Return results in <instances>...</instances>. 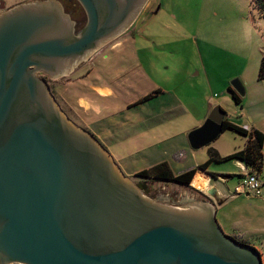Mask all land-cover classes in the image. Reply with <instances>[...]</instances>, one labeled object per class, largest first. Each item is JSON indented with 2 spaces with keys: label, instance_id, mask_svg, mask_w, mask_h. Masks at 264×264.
I'll list each match as a JSON object with an SVG mask.
<instances>
[{
  "label": "water",
  "instance_id": "obj_1",
  "mask_svg": "<svg viewBox=\"0 0 264 264\" xmlns=\"http://www.w3.org/2000/svg\"><path fill=\"white\" fill-rule=\"evenodd\" d=\"M77 1L86 22L76 34L55 0L0 12V264H262L256 249L222 232L214 204L148 198L60 108L39 75H69L147 2ZM230 84L244 96L240 81ZM224 114L213 107L187 134L190 148L213 141Z\"/></svg>",
  "mask_w": 264,
  "mask_h": 264
},
{
  "label": "rangeland",
  "instance_id": "obj_2",
  "mask_svg": "<svg viewBox=\"0 0 264 264\" xmlns=\"http://www.w3.org/2000/svg\"><path fill=\"white\" fill-rule=\"evenodd\" d=\"M27 1L30 0H2L4 8ZM153 4L157 11L152 16L145 11L146 16L136 23L130 52L126 55L110 52L108 48L113 39L101 47L98 51L101 53L95 58V63L102 61L110 69L123 70L113 88L125 102L141 101L160 88L168 90V78L170 75L176 78L175 94L181 97L186 109L174 107L155 119L158 125L150 130L157 137L154 147L147 149L146 144L140 142L123 145L124 148L118 151L122 156L119 164L114 159L125 176L142 186L144 180L136 173L155 164L166 162L176 174L187 170L192 161L202 160L210 147L218 148L221 155L227 156L241 146L239 136L225 130L208 145L190 148L187 134L193 130L191 114L195 112L192 103L196 109L204 105V110L208 101L213 104L212 108L219 106L233 124L250 116L264 125V80H256L260 55L264 52V18L253 6V0H149L148 6L153 7ZM92 61H88V66ZM133 62L137 67H133ZM67 77H76V74ZM67 77L48 79L50 91ZM235 79L244 89V96L237 106L227 92ZM187 98L191 106L186 102ZM158 99L150 101L151 105L160 106ZM121 128L116 137L123 141L133 130ZM190 151L194 155L186 160V153ZM261 152L263 187L259 196L231 194L238 183V169L233 161L211 162L207 170H216L210 171L213 174L220 171L232 175L223 182H215L221 193L218 199H213L215 219L222 232L247 242L259 252L264 264V147ZM198 173L203 178L202 173ZM202 188L203 185L199 189ZM143 194L167 205L202 202L208 196L190 184L177 187L150 182ZM221 201L223 203L219 204Z\"/></svg>",
  "mask_w": 264,
  "mask_h": 264
},
{
  "label": "crops",
  "instance_id": "obj_3",
  "mask_svg": "<svg viewBox=\"0 0 264 264\" xmlns=\"http://www.w3.org/2000/svg\"><path fill=\"white\" fill-rule=\"evenodd\" d=\"M153 14H151L150 16H152ZM134 39V32L129 35H123L122 37L115 40L112 44H110L108 50L110 52L114 51V54L126 55L132 50L131 45L134 44ZM100 53L101 52L93 55V59H91L93 61L90 66H88L89 63L86 62L78 66L73 72L67 75L72 76V74H76V77L65 76L67 78L63 80V83H61L60 86L57 85L56 89L52 88L51 93L53 94L54 98L56 99L57 103L59 104L63 112L66 114V116L73 123L91 133L97 139V141L112 154L113 157H111L113 158V160L115 159V161H117L118 163L120 162V159L122 157L119 156L118 151L124 148L125 145H134L135 143L140 142L142 144L145 143L146 146L144 147H146L147 149H151L152 147H154L157 144H155L157 137H155L154 132L150 130H152L155 127L154 125L158 123L155 122V119L164 115V111L166 110L173 109L174 107H178L180 109V106H183L186 109V106L182 104L183 102L180 99L181 97L175 94L177 86L175 85L176 80H174L176 78L173 75H170V77L168 78V90L165 88H160L157 90V93L151 94L152 96L147 100L141 99L140 101L139 99L133 102H125V100L120 99L117 92H115V89L113 88V84L119 78V73L123 70L119 68L110 69V67L108 68L107 66H105L102 61L95 63V58ZM133 65V67H137L135 63ZM60 80H62V78H60ZM164 97H166V99ZM156 98H159L158 100L161 102V105L154 107V105H151V103ZM186 100V102L190 104V99L187 98ZM165 101L167 103L163 104V102ZM192 105L193 113H195L191 114V125L192 129H194L196 127H199L203 123L207 114L212 109L211 105L213 104L208 101L206 105V110H204V105H202L201 107L198 106V109L195 108L194 103H192ZM72 117H75L76 120H74ZM245 118V120H242L240 118V122L236 124H238V126L240 125V127L247 130L256 129L262 132V134L264 135L263 124H258V122H255L252 118H250V116H246ZM223 119H226L227 121L233 123L230 119L226 117L225 114ZM121 126L124 127L123 129L133 130L129 132V134L124 138L125 140L123 141H121L119 137H116L117 132L122 130ZM149 132H151L150 135H148ZM239 138L242 142L241 146L238 147V150L243 148L245 142L244 138ZM263 147L264 141L262 149ZM213 149L221 157H224V155H221L219 153L218 148L215 147ZM193 155L194 153L192 151L186 153L185 158L188 156L186 160L189 159V156L191 158ZM205 155L206 156H203L202 160L200 161H192V163L190 164L191 166H189L188 169L195 168L197 165L203 163L207 159V154ZM124 157H126V155H124ZM233 163L238 169V175L243 173V171L245 170L244 166L239 162ZM207 169L205 171L198 170L194 175L200 178V185L198 187L191 184V182L190 185L194 188H201L202 185L204 187V185L207 183V193H214L215 191L216 193L214 196H210L208 194V196L206 197L207 199L205 201L207 203L213 204V199H218V197L221 196L220 191L216 187V183L223 181H213L212 179H210L208 175L213 174V172L210 173V171L216 170ZM198 172L202 173L203 178ZM216 174L227 173H221L219 171ZM230 237H233L234 239L248 245L247 242L239 240L234 236Z\"/></svg>",
  "mask_w": 264,
  "mask_h": 264
},
{
  "label": "trees",
  "instance_id": "obj_4",
  "mask_svg": "<svg viewBox=\"0 0 264 264\" xmlns=\"http://www.w3.org/2000/svg\"><path fill=\"white\" fill-rule=\"evenodd\" d=\"M253 6L260 12L264 18V0H253ZM257 81L264 80V52L260 55ZM227 92L235 105H239L241 97L237 95L230 87L227 88ZM148 94L142 98L147 100L151 97ZM221 130H230L237 136L244 138V146L242 149L233 152L230 155L221 157L213 148H208L206 151L207 159L197 165L195 168L187 169L179 173H173L166 162H161L151 166L150 168L143 169L136 173V176L142 180H147L150 183H158L162 185H173L177 187H188L193 176L196 172L205 171L211 162L220 161H233L241 163L249 173H254L260 177L262 168V145L264 141V135L262 132L256 129H244L236 124H233L226 119L221 122ZM221 131V132H222ZM231 177V174H227ZM239 179L241 175H236ZM223 203L222 201L219 204Z\"/></svg>",
  "mask_w": 264,
  "mask_h": 264
},
{
  "label": "flooded vegetation",
  "instance_id": "obj_5",
  "mask_svg": "<svg viewBox=\"0 0 264 264\" xmlns=\"http://www.w3.org/2000/svg\"><path fill=\"white\" fill-rule=\"evenodd\" d=\"M43 1H46V0H30V1H27V2H43ZM56 1L60 4L63 13L66 14V16L69 18V20L75 24V25H72V28H73V32L76 34L84 26V24L86 22V14H85L82 6L80 5V3L77 0H56ZM148 2H149V0H147L146 4L142 8V10H141L140 14L138 15L137 19L135 20L134 24L130 28H128L124 33H122L118 37H116L114 39V41L116 39L122 37L123 35L132 34V32H134V28L136 26L137 21L141 17L146 16L144 14L145 11H148L149 12L148 14H150V13L153 14V13H155L157 11L156 7H154V4H153V7H150V6H148ZM0 6H1V8H0L1 12L11 8V7L4 8L2 0H0ZM146 6H148V8ZM99 50H97L93 55L98 53ZM93 55L89 58V60H91L93 58ZM88 61L82 62L80 65H82V64H84V63H86ZM39 76L41 78H43L44 80H46V81H48V79H49L47 76L42 75V74H40ZM147 183H148L147 180H144L142 182V184L145 187L147 186Z\"/></svg>",
  "mask_w": 264,
  "mask_h": 264
},
{
  "label": "built area",
  "instance_id": "obj_6",
  "mask_svg": "<svg viewBox=\"0 0 264 264\" xmlns=\"http://www.w3.org/2000/svg\"><path fill=\"white\" fill-rule=\"evenodd\" d=\"M241 177L238 179V183L234 186L231 191L232 195L244 194L249 195L252 194L254 196L261 195V188L263 187V183L260 180V177L254 173H249L246 169L243 173L240 174ZM204 194H208L206 191L208 189L207 183L204 185L202 189L196 188Z\"/></svg>",
  "mask_w": 264,
  "mask_h": 264
},
{
  "label": "bare ground",
  "instance_id": "obj_7",
  "mask_svg": "<svg viewBox=\"0 0 264 264\" xmlns=\"http://www.w3.org/2000/svg\"><path fill=\"white\" fill-rule=\"evenodd\" d=\"M191 184L198 187L200 185V178L198 176H194V178L191 181Z\"/></svg>",
  "mask_w": 264,
  "mask_h": 264
}]
</instances>
